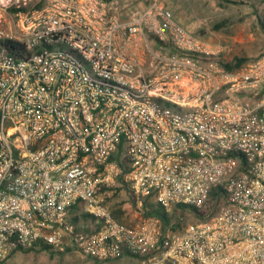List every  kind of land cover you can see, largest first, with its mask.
Returning <instances> with one entry per match:
<instances>
[{"label":"built area","instance_id":"built-area-1","mask_svg":"<svg viewBox=\"0 0 264 264\" xmlns=\"http://www.w3.org/2000/svg\"><path fill=\"white\" fill-rule=\"evenodd\" d=\"M126 7L0 0V264L17 243L97 261L264 264V52L226 70L160 0ZM120 175L133 224L108 200ZM146 199L203 216L165 226Z\"/></svg>","mask_w":264,"mask_h":264},{"label":"crops","instance_id":"crops-1","mask_svg":"<svg viewBox=\"0 0 264 264\" xmlns=\"http://www.w3.org/2000/svg\"><path fill=\"white\" fill-rule=\"evenodd\" d=\"M127 5L125 12L129 13L134 9H141L150 0H122ZM166 7L171 9L178 22L185 24L196 34L201 35L215 47L220 49V53L225 60H233L235 56L255 57L259 53H250L254 45V33L249 27H235L233 17L223 7L226 6L224 0H160ZM224 10V11H223ZM220 18V20H217ZM225 20L226 23L219 29L214 25ZM260 27V25H259ZM208 35L210 37H208ZM260 46V45H259ZM249 50V53H245ZM128 198L127 191L122 189ZM112 206V205H111ZM114 206V205H113ZM123 222L133 224L138 216V210L129 206V199L122 203ZM79 227L91 230L95 226L94 220L82 218L78 220Z\"/></svg>","mask_w":264,"mask_h":264},{"label":"rangeland","instance_id":"rangeland-1","mask_svg":"<svg viewBox=\"0 0 264 264\" xmlns=\"http://www.w3.org/2000/svg\"><path fill=\"white\" fill-rule=\"evenodd\" d=\"M147 4L148 3L144 6ZM223 8L228 12L230 18L233 17L235 24L232 26L237 28L246 27V29L249 27L252 28L255 38L253 42L256 46L250 53L253 55L254 53H259L258 55L263 53L264 32L261 27H259V22L256 14L254 13V9L257 8L264 18V0H236V2L233 3L226 2V6ZM217 20H220V18H217ZM183 25L185 24L183 23ZM208 37L210 36L208 35ZM245 53H249V50H245ZM255 57L248 56L247 58L253 59ZM120 199H126V195L123 190L111 200V204L119 201ZM156 207L157 210L161 209V206L159 205ZM185 219L189 221H197V218L190 212L186 213ZM7 264H138V262L135 257L131 256H121L112 260L96 262L91 258L81 255L76 250L67 249L65 251H59L52 248L47 250L30 251H22L18 249L7 260Z\"/></svg>","mask_w":264,"mask_h":264},{"label":"trees","instance_id":"trees-1","mask_svg":"<svg viewBox=\"0 0 264 264\" xmlns=\"http://www.w3.org/2000/svg\"><path fill=\"white\" fill-rule=\"evenodd\" d=\"M226 2H236V0H224ZM254 13L257 16L259 25L262 29V31L264 32V18L263 16L260 14L259 10L257 8L254 9ZM226 23L225 20L218 22L217 24L214 25L215 29H219L221 26H223ZM9 49H13V46H9ZM248 58L245 56H235V58L233 60H222L221 64L223 66L224 69L226 70H234L235 68H237L238 66H240L241 64H243L245 61H247ZM123 180V176L120 175L118 176V181H122ZM122 189H125L127 191V195L128 198L126 199H131L133 200L134 197L131 195L129 187L127 186V184L125 182L122 181V185L116 187L115 193L113 194V196L111 198H109L108 200H111L112 198H114L115 196L118 195L119 192L122 191ZM126 199H120L117 202H113L112 206H111V210L112 213L114 215V217H116L118 220L122 221L123 220V212L121 209V205L123 202L126 201ZM114 205V206H113ZM145 205L149 206L148 208H145V216H157L159 217L165 226H167L168 224H170L171 222L174 223V225L178 228H183L186 223L187 220L185 219L186 213L190 212L192 213L197 219H201L203 216V212L198 211L195 207L193 206H186V205H178L177 207H175L172 211L168 212L166 210H164L162 207L160 210H157V205L153 202H151L149 199L145 200ZM78 206H75V208H77ZM82 215H77L74 216V220L78 221L80 219ZM86 216V215H85ZM89 216V215H88ZM13 241V239H12ZM22 250V251H30V250H47V249H52V246L47 245V244H43L41 247L39 248H23L22 245L20 244H16L14 247H12L9 251V253L6 256L5 259V264H7V260L10 258V256L16 251V250ZM92 259V258H91ZM96 262V259H93Z\"/></svg>","mask_w":264,"mask_h":264}]
</instances>
